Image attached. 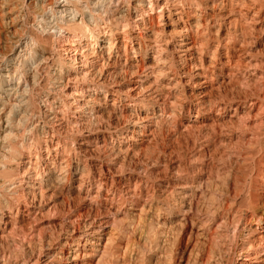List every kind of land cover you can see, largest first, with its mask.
Instances as JSON below:
<instances>
[{
    "label": "bare ground",
    "instance_id": "obj_1",
    "mask_svg": "<svg viewBox=\"0 0 264 264\" xmlns=\"http://www.w3.org/2000/svg\"><path fill=\"white\" fill-rule=\"evenodd\" d=\"M0 264H264V0H0Z\"/></svg>",
    "mask_w": 264,
    "mask_h": 264
},
{
    "label": "rangeland",
    "instance_id": "obj_2",
    "mask_svg": "<svg viewBox=\"0 0 264 264\" xmlns=\"http://www.w3.org/2000/svg\"><path fill=\"white\" fill-rule=\"evenodd\" d=\"M50 216H51V217H49L48 219H51V218H55V217H57L56 214H51ZM45 219H47V217H45ZM52 220H53V219H52ZM42 227H43L44 230L47 231V232H50V230H51V227H50L49 225H47V224H44Z\"/></svg>",
    "mask_w": 264,
    "mask_h": 264
}]
</instances>
